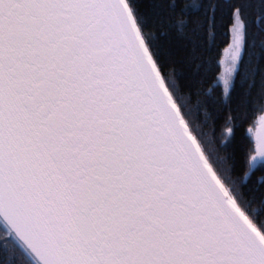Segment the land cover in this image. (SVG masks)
I'll return each instance as SVG.
<instances>
[{
	"label": "snow or ice",
	"instance_id": "obj_1",
	"mask_svg": "<svg viewBox=\"0 0 264 264\" xmlns=\"http://www.w3.org/2000/svg\"><path fill=\"white\" fill-rule=\"evenodd\" d=\"M0 264H264V0H0Z\"/></svg>",
	"mask_w": 264,
	"mask_h": 264
}]
</instances>
